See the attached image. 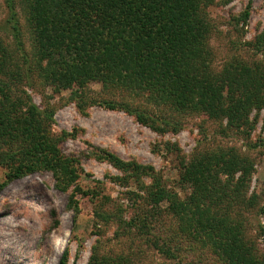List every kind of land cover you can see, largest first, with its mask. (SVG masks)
<instances>
[{"label": "rangeland", "instance_id": "374dc122", "mask_svg": "<svg viewBox=\"0 0 264 264\" xmlns=\"http://www.w3.org/2000/svg\"><path fill=\"white\" fill-rule=\"evenodd\" d=\"M208 12L214 26L212 69L222 72L234 59L264 69V51L255 47L264 32V0H215ZM8 18L0 0V34ZM20 21L24 71L35 44L24 14ZM5 38L13 42L10 34ZM0 79L19 102V112L35 106L43 116L42 135L13 132L0 139V184L35 143H56L62 157L77 161L60 175L48 169L29 172L0 192V264H59L67 249V264H237L210 246L209 234L226 224L234 229L229 242L240 249L243 264H264V108L252 111L255 124L242 131L231 127L227 117L215 116L216 99L180 113L169 99L158 103L151 96H135L123 89L127 85L107 89L100 80L87 79L84 88L76 83L59 90L38 71L32 86L18 72L0 74ZM106 100L132 107L111 109ZM140 113L177 128L155 130ZM232 152L254 164L243 192L233 193L241 170L213 165L204 177L183 178L187 164ZM114 157L122 165L113 163ZM159 180L166 188L162 195ZM176 199L187 211L172 208ZM198 205L204 224L191 216Z\"/></svg>", "mask_w": 264, "mask_h": 264}, {"label": "trees", "instance_id": "16d2710c", "mask_svg": "<svg viewBox=\"0 0 264 264\" xmlns=\"http://www.w3.org/2000/svg\"><path fill=\"white\" fill-rule=\"evenodd\" d=\"M4 1L9 18L1 31L3 34H0V74L16 76L18 72L32 86V74L38 71L43 81L57 84L59 90L61 86L70 87L76 83L84 88L87 79L100 80L107 89L115 84L127 85L123 89L129 94L151 96L158 103L169 99L180 113L196 111L204 99H216L218 109L215 116L227 117L231 127L242 131L252 130L255 124L251 120L252 111L264 108V69L260 64L251 65L234 59L224 66L222 72L211 67L210 38L214 26L208 9L215 0ZM23 14L30 24L35 44L33 58L29 62L27 59L24 71L19 61L26 51L20 21ZM9 34L13 44L5 38ZM255 47L257 51H264V32L256 39ZM33 60L38 62L35 66ZM34 67L40 68L34 70ZM2 82L4 86H1ZM0 86L3 95L0 97V139L13 132H23L28 137L35 133L42 135L43 116L38 109L31 106L26 112H19V102L5 90L6 81L0 79ZM104 103L111 109H130L131 106L127 102L106 100ZM143 114H139L141 121L155 130L177 128L167 120L157 123L154 116ZM55 145L46 141L32 145V150L26 151V158L19 161L8 180L0 184V192L29 172L48 169L60 175L69 171L77 161L62 157ZM112 162L122 165L116 157ZM213 165L215 169L243 172L234 194L245 190L246 177L254 166L235 152L230 155L222 153L209 159L205 157L201 164H187L183 167V178L204 177L212 173ZM159 181L157 190L162 195L166 188ZM212 195L207 193L208 197ZM172 201L171 206L177 213L184 210L183 204L177 203L178 199ZM197 207L191 216L195 222L204 224L206 217L200 212V206ZM217 223L219 221L214 226L219 225ZM229 228L226 224L223 229H218L219 232L209 234L210 246L217 253L233 257L237 264H243L240 249L229 242L235 235L234 229ZM202 229L205 227L198 230ZM168 253L174 257L171 250ZM68 255L67 249L59 264H67Z\"/></svg>", "mask_w": 264, "mask_h": 264}]
</instances>
